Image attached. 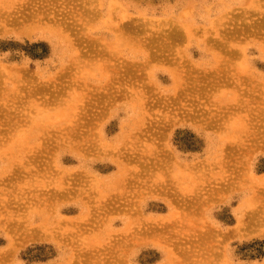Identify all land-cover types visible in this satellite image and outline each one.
Instances as JSON below:
<instances>
[{
    "label": "rangeland",
    "instance_id": "rangeland-1",
    "mask_svg": "<svg viewBox=\"0 0 264 264\" xmlns=\"http://www.w3.org/2000/svg\"><path fill=\"white\" fill-rule=\"evenodd\" d=\"M256 242L264 0H0V264H264Z\"/></svg>",
    "mask_w": 264,
    "mask_h": 264
},
{
    "label": "trees",
    "instance_id": "trees-1",
    "mask_svg": "<svg viewBox=\"0 0 264 264\" xmlns=\"http://www.w3.org/2000/svg\"><path fill=\"white\" fill-rule=\"evenodd\" d=\"M261 244H263V243H261V242H256V243H254V245H257V247H255L254 245L252 246V248H254L255 249V251L258 253V254H256L255 256L257 257V256H259V257H263L264 256V252H263V245H261ZM254 256V257H255ZM253 258V257H252Z\"/></svg>",
    "mask_w": 264,
    "mask_h": 264
}]
</instances>
